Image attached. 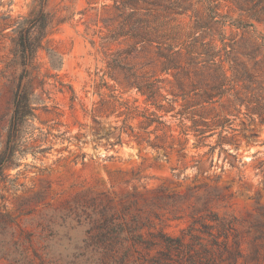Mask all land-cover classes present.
<instances>
[{"label":"rangeland","instance_id":"obj_1","mask_svg":"<svg viewBox=\"0 0 264 264\" xmlns=\"http://www.w3.org/2000/svg\"><path fill=\"white\" fill-rule=\"evenodd\" d=\"M184 4L161 10L162 38L182 42L202 19L206 40L254 66L264 0ZM121 12L113 0H0V154L19 84L35 106L0 168V264H148L167 247L160 264H264V124L227 97L206 108L184 99L191 87L164 71L157 42L130 35L140 15ZM23 21L39 45L26 65ZM136 79L166 98L154 103ZM193 116L211 124L204 137ZM160 232L182 244L157 237L148 249Z\"/></svg>","mask_w":264,"mask_h":264},{"label":"trees","instance_id":"obj_2","mask_svg":"<svg viewBox=\"0 0 264 264\" xmlns=\"http://www.w3.org/2000/svg\"><path fill=\"white\" fill-rule=\"evenodd\" d=\"M46 0H40L45 2ZM94 0H89L93 2ZM114 4L122 10L121 13H128L132 18L139 16L135 28L132 26L130 35L138 40V42H157L160 48L161 56L165 59L164 71L176 70L174 76L182 91H186L189 85L191 89L183 92V98L186 94L195 95V99L191 101L193 105L206 108L215 103L224 104V98L227 97L229 104L238 112H242L243 106L247 109L249 124L256 121L255 115L260 118V123L264 124V36L262 41L254 44V53L250 54V58L255 60L252 68L248 66L247 61L242 60L235 53L234 49H228V45L218 48L213 40H206V35H201L199 31L205 29L207 25L202 24V19L195 23V31L192 35L182 42H177V39L162 38L161 28L162 21L159 22L162 16L161 10L169 14H183L187 9L184 3L187 0H113ZM209 13L213 9H209ZM154 16L156 24L153 25L149 21V16ZM211 16V15H210ZM44 20V16L42 17ZM155 23V21H154ZM35 24H28L23 21L19 26V45L22 52V64H28L34 57V54L39 45L33 39V28ZM41 28H43L41 26ZM179 39V38H178ZM185 56V57H184ZM259 56H261L259 58ZM182 58L186 63H182ZM188 76L191 83H187L184 77ZM134 84L139 87L142 93L148 95L149 99H154L161 93L162 86L156 82H141L136 79ZM163 95V94H162ZM164 98H166L163 95ZM168 103L176 100H166ZM190 101L188 102V104ZM189 104L190 105L192 104ZM164 104H160L163 107ZM172 107V106H171ZM182 116L186 112H180ZM194 115L196 112H193ZM35 116V106L30 99V93L25 86L18 85V89L14 97V109L10 119L8 140L5 150L0 154V168L3 169L10 165L12 157L16 154L19 146V137L22 130L27 127L30 119ZM194 130L199 135L204 137L211 124L204 120L200 123L195 116ZM200 125H203L202 127ZM220 125H224L221 121ZM160 237L168 243L176 245L182 244L181 237H173L164 232L153 234L150 239H143L142 235H138V239L144 240L147 243V248L152 249L155 245V239ZM166 250H159L157 255L152 259L147 258L148 264H160L163 259L170 258Z\"/></svg>","mask_w":264,"mask_h":264}]
</instances>
